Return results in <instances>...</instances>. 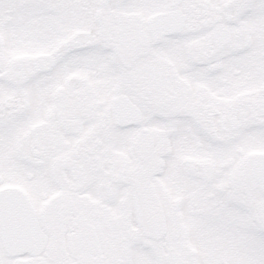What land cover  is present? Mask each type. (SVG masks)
<instances>
[{
	"label": "snow or ice",
	"instance_id": "obj_1",
	"mask_svg": "<svg viewBox=\"0 0 264 264\" xmlns=\"http://www.w3.org/2000/svg\"><path fill=\"white\" fill-rule=\"evenodd\" d=\"M0 264H264V0H0Z\"/></svg>",
	"mask_w": 264,
	"mask_h": 264
}]
</instances>
